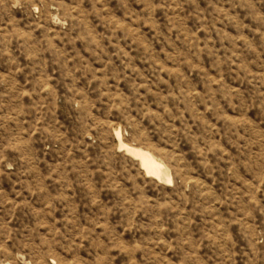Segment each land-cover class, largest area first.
Here are the masks:
<instances>
[{"label": "rangeland", "instance_id": "rangeland-1", "mask_svg": "<svg viewBox=\"0 0 264 264\" xmlns=\"http://www.w3.org/2000/svg\"><path fill=\"white\" fill-rule=\"evenodd\" d=\"M0 264H264V0H0Z\"/></svg>", "mask_w": 264, "mask_h": 264}, {"label": "bare ground", "instance_id": "bare-ground-1", "mask_svg": "<svg viewBox=\"0 0 264 264\" xmlns=\"http://www.w3.org/2000/svg\"><path fill=\"white\" fill-rule=\"evenodd\" d=\"M119 148H123L127 153L139 160L140 166L143 168L147 176L154 178H162L164 176L163 163L155 158L150 152L139 147L126 145L122 142L120 132H116Z\"/></svg>", "mask_w": 264, "mask_h": 264}]
</instances>
